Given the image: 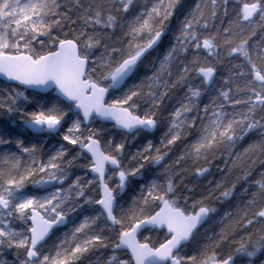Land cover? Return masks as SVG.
Returning a JSON list of instances; mask_svg holds the SVG:
<instances>
[{"label": "snow or ice", "instance_id": "1", "mask_svg": "<svg viewBox=\"0 0 264 264\" xmlns=\"http://www.w3.org/2000/svg\"><path fill=\"white\" fill-rule=\"evenodd\" d=\"M0 115V264L264 256V0H0Z\"/></svg>", "mask_w": 264, "mask_h": 264}, {"label": "trees", "instance_id": "2", "mask_svg": "<svg viewBox=\"0 0 264 264\" xmlns=\"http://www.w3.org/2000/svg\"><path fill=\"white\" fill-rule=\"evenodd\" d=\"M231 2V0H230ZM174 22V18H173ZM18 120V117H12L9 118L8 116L5 115H0V128H7L11 131L14 132H23L22 129L17 128V124L14 123L13 121ZM24 135H28V133L24 132ZM162 135V131L156 132L153 136L149 137L153 139V142L156 143L158 140V137ZM142 142V137H138L136 141L133 143L139 145ZM47 148L48 145H45ZM134 150V149H133ZM219 163V159L213 161V166L210 169L211 174L206 175L205 177H201L197 179L193 173H189L184 177V184H188L194 188H196L197 191H203L206 187L209 186V181H217L221 178V168H217L215 165ZM226 171V170H225ZM260 171V166L259 164L255 165L252 169L253 172V178H259L258 172ZM77 174H80L77 172ZM240 188V185L237 184V189ZM236 199L238 197L233 198V203L236 202ZM218 209L221 210H226L228 208V202L227 201H217L215 205ZM256 260V264H260V261H264V256H259L257 258H254ZM93 260H95V257H93ZM238 264H248V258L247 257H238Z\"/></svg>", "mask_w": 264, "mask_h": 264}]
</instances>
